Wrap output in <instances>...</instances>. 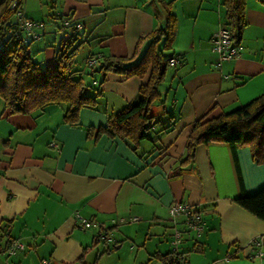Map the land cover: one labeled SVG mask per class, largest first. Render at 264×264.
Listing matches in <instances>:
<instances>
[{"label": "crops", "instance_id": "obj_1", "mask_svg": "<svg viewBox=\"0 0 264 264\" xmlns=\"http://www.w3.org/2000/svg\"><path fill=\"white\" fill-rule=\"evenodd\" d=\"M50 1L62 29L48 40L46 26L38 29L39 62L50 64L72 32L62 20L79 21L72 66L90 84L88 93L97 87L101 94L95 107L80 109L77 124L64 122V105L11 112L0 97V264H162L150 260L155 251L182 253L180 264H264V220L233 201L241 192L237 167L253 193L264 186V164L247 146L234 157L227 142L212 140L198 145L193 163L179 166L197 117L231 111L264 92V4L246 0L239 55L214 67L212 35L228 22L223 0ZM27 2L24 15L39 21ZM169 11L177 28L164 54L178 62L158 85L148 137L133 149L101 127L137 100L148 73L102 74L85 59L134 55L139 39L164 27ZM175 202L202 209L200 231L188 228L183 215L170 218ZM78 214L93 224L81 226ZM176 229L181 238L173 244ZM10 239L24 248L9 254ZM127 242V253L116 254Z\"/></svg>", "mask_w": 264, "mask_h": 264}, {"label": "trees", "instance_id": "obj_2", "mask_svg": "<svg viewBox=\"0 0 264 264\" xmlns=\"http://www.w3.org/2000/svg\"><path fill=\"white\" fill-rule=\"evenodd\" d=\"M259 1L264 4V0ZM11 2L12 0H0V97L5 108L11 112L28 113L46 104L57 103L64 105V122L77 124L80 109L95 107L97 97L101 94L97 87L93 94L88 93L87 87L90 84L76 74L72 66L82 26L76 29L75 24L79 21L62 20V25H73L72 32L60 41L52 62L48 65L42 64L29 51L31 41L37 38L24 35L21 39L8 31L18 22V7L22 8L24 0H17L15 8L11 7ZM223 4L228 20L226 25L229 26L233 38L238 41L245 24L246 0H223ZM23 16L26 17L24 12ZM52 17L57 15L52 12ZM35 22L43 28V21ZM176 28V16L169 11L164 27H158L140 38L134 55H104L100 58L88 56L85 59L88 66L97 65L96 69L102 74L115 72L128 78L148 73L147 81L138 89L137 100L115 113H110L106 125L101 127L110 135H119L133 149L148 137V130L154 124L153 103L160 96L158 85L164 80L168 67L169 57L165 56L163 50L170 48ZM145 38L147 43L141 55L135 58ZM91 57L96 59L93 64L87 62ZM101 81L102 79L98 83ZM212 140L227 142L234 157L238 147L247 146L252 159L264 164V92L231 111L210 116L208 110L197 117L189 130L185 155L179 166L193 163L198 145ZM179 170L180 167L177 171ZM237 173L241 192L233 201L264 220V186L253 193H247L239 167ZM196 247L194 249L197 250ZM182 257V253L174 251H155L150 260L157 259L162 264H180Z\"/></svg>", "mask_w": 264, "mask_h": 264}, {"label": "built area", "instance_id": "obj_3", "mask_svg": "<svg viewBox=\"0 0 264 264\" xmlns=\"http://www.w3.org/2000/svg\"><path fill=\"white\" fill-rule=\"evenodd\" d=\"M17 0H12L11 7H16ZM18 22L14 24L12 28L8 31L18 38H24V35L31 36L33 38H38L40 36V31L38 29L42 28V25H38L35 21L23 16V11L21 7H18L17 11ZM75 28L79 29L82 24L80 22L75 24ZM212 49L216 53L217 58L213 63L214 67H219L223 61L232 60L239 55L240 46L236 38H233L232 32L229 26L222 25L212 35ZM178 61V56L173 55L168 58L167 64L169 66L175 65ZM89 64L96 62V59L91 57L87 60ZM50 145L55 146L56 143L52 141ZM168 213L172 220H175L177 216L183 215L185 217L188 228L200 231L202 229V218L201 210L198 206H193L186 202H175L168 207ZM78 219L80 225L83 227H89L93 223L91 220L84 218L78 214ZM133 219H136L135 217ZM102 229V227H101ZM104 230V228H103ZM106 232V229H105ZM100 233L101 237H105L106 233ZM181 238L180 230H175L173 233V244H177ZM24 244L17 239H10L7 244L6 251L9 254L15 253L17 250H22ZM41 264H50L49 259H43ZM213 264V263H211Z\"/></svg>", "mask_w": 264, "mask_h": 264}, {"label": "rangeland", "instance_id": "obj_4", "mask_svg": "<svg viewBox=\"0 0 264 264\" xmlns=\"http://www.w3.org/2000/svg\"><path fill=\"white\" fill-rule=\"evenodd\" d=\"M51 5H52V1L50 0H28L27 2V7L36 11L35 16L33 17H35L39 21H43L44 26H46L45 28L46 32L44 33L45 36L44 40H48L49 38H52V35L57 34L62 29V27H59L60 21L56 20L54 17L51 16V13L54 11ZM40 42H43V40L41 41H38V39L32 40L29 46V51L33 54L35 60L37 61H39L42 57V55L39 54V51L36 52L35 50L36 49L35 47H37V45H39ZM164 53L167 55L169 51L165 50ZM87 80L89 81V79ZM129 245H130L129 242L124 243L121 248L115 249L114 251L116 252V254L118 252L122 254V256H124L127 253V249L130 248Z\"/></svg>", "mask_w": 264, "mask_h": 264}]
</instances>
